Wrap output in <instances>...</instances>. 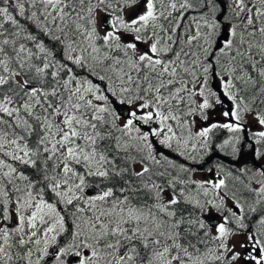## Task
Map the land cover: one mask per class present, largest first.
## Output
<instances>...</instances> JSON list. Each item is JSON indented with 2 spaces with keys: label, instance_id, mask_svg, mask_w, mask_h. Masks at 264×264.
I'll return each mask as SVG.
<instances>
[{
  "label": "snow or ice",
  "instance_id": "obj_1",
  "mask_svg": "<svg viewBox=\"0 0 264 264\" xmlns=\"http://www.w3.org/2000/svg\"><path fill=\"white\" fill-rule=\"evenodd\" d=\"M232 4L220 38L218 0H0V264H264V166L226 208L150 139L264 157V0Z\"/></svg>",
  "mask_w": 264,
  "mask_h": 264
},
{
  "label": "rangeland",
  "instance_id": "obj_2",
  "mask_svg": "<svg viewBox=\"0 0 264 264\" xmlns=\"http://www.w3.org/2000/svg\"><path fill=\"white\" fill-rule=\"evenodd\" d=\"M218 3H219V5H220L222 10L219 13H217V19L219 20L221 17H224L225 19L221 20V25H223V24L226 25L227 29H228L229 28L228 21L231 20V21L235 22V17L232 14V9L229 7V5L231 4L232 8H234L235 5L232 4V0H223V1L218 0ZM242 18L243 17H241V19ZM219 34H220V30L218 32V35ZM214 46H215V44H214ZM215 84L216 85L219 84V79H217L215 81ZM225 106H227V102H226ZM118 107H122V108H125L127 110H134L135 105H133L131 108H129V106H127V105H119ZM219 107L220 106H218V111H219ZM249 126L252 127L254 130H257L258 127H259L258 125L255 124L254 121H252L251 117H249ZM148 127L149 126H142V129L143 130H147ZM150 127H157V125L152 124V125H150ZM220 131H223V130H220ZM223 132L227 133L226 131H223ZM150 139L155 144L157 153L163 152L166 157H168V155L171 152L176 154V155L178 154L177 152L160 145L158 143V138H155V137L151 138L150 137ZM241 147H242V151L240 153L239 158L232 157V158H234V161L238 163V165L236 166V168L238 169L236 172L239 173L238 175H234L233 173H231L229 171H226L224 168H223V171H221L220 169H215L214 170L213 168H210L208 166V160L207 161L204 160L203 161V165H200V166H198V164H195V165L190 166V167L187 166L190 169V171L188 173H179V168L178 167H177V169H175V172L179 173L180 175L182 174L181 175L182 177H189L190 181H198V182L211 181V182L215 183L219 179H225L227 187L223 188V189H219L215 193L210 189V185L208 183H205V188H209L208 197H204L203 196L204 189L197 188L196 185L192 184L191 182L187 185V189L191 192V195L193 197L200 198L202 202L205 199H212L214 196H217V195L224 196L225 197V207L226 208L227 207H231L232 200L230 199V197L232 196V194L234 192L236 193V196L238 198L240 196L241 197H245V196L249 195V194L247 195V194L244 193L243 185L239 184L235 180L236 176H240L241 175L240 174V169L242 167H244V166H247L248 168H251L253 171H255L256 169L253 168L252 165H251V161L252 160L256 161V163L259 166H264V157H261L260 159H255L253 154H252L251 149L248 148L246 144H243ZM218 153L221 154V151L218 150ZM199 155H201V156L197 155L196 159H199V160H197L196 163H200L201 162L200 158H202L203 156H206V153L201 152ZM209 155H215V154H211L210 153ZM189 160H191V159H189ZM222 161H224V159H222ZM161 169H163V168H161ZM245 178L247 179V177L241 176V179L245 180ZM245 183H247V180H245ZM182 187H184V185H182ZM252 187H255V185L253 184ZM225 193H227V196H225ZM165 194H167V193H165ZM202 218L205 219L208 222L210 221V222H214V223H217V222H219L221 220V216L214 209H210ZM213 231H214V229H213ZM241 239H243V238L242 237H237L235 240H233V243L237 244V251L243 252L244 250L239 248V241Z\"/></svg>",
  "mask_w": 264,
  "mask_h": 264
},
{
  "label": "trees",
  "instance_id": "obj_3",
  "mask_svg": "<svg viewBox=\"0 0 264 264\" xmlns=\"http://www.w3.org/2000/svg\"><path fill=\"white\" fill-rule=\"evenodd\" d=\"M224 137V132L223 131H217L216 133H214L213 135V145H217L219 144V142L221 141V138ZM215 148V147H213ZM226 157H229L228 155ZM180 160H182V157H178L177 158V161H178V164H180ZM182 208L184 207H187L186 205H181ZM189 208V207H188Z\"/></svg>",
  "mask_w": 264,
  "mask_h": 264
},
{
  "label": "water",
  "instance_id": "obj_4",
  "mask_svg": "<svg viewBox=\"0 0 264 264\" xmlns=\"http://www.w3.org/2000/svg\"><path fill=\"white\" fill-rule=\"evenodd\" d=\"M222 31H223V35H222V36H220V38H222V37H223V36L226 34V32L224 31V28H223V30H222ZM90 192H94V193H95L96 191H94V190H90Z\"/></svg>",
  "mask_w": 264,
  "mask_h": 264
},
{
  "label": "bare ground",
  "instance_id": "obj_5",
  "mask_svg": "<svg viewBox=\"0 0 264 264\" xmlns=\"http://www.w3.org/2000/svg\"><path fill=\"white\" fill-rule=\"evenodd\" d=\"M231 184V183H230ZM237 191V190H236ZM241 193V192H240ZM241 197V196H240Z\"/></svg>",
  "mask_w": 264,
  "mask_h": 264
}]
</instances>
